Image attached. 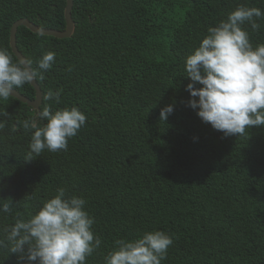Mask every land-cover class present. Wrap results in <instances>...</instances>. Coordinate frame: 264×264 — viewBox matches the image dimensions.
Returning a JSON list of instances; mask_svg holds the SVG:
<instances>
[{"label": "trees", "instance_id": "obj_1", "mask_svg": "<svg viewBox=\"0 0 264 264\" xmlns=\"http://www.w3.org/2000/svg\"><path fill=\"white\" fill-rule=\"evenodd\" d=\"M65 2L0 0V48L17 59L9 45L17 19L63 30ZM240 5L264 11V0H73L68 37L18 26L16 47L33 68L46 52L56 55L35 81L38 108L0 100V203L12 207L0 212V239L65 188L86 200L102 241L86 264H105L115 241L151 231L173 237L161 264H264V126L225 136L202 122L188 106L184 70L208 28ZM255 19L258 30L243 26L254 48L264 44V16ZM50 89H62L59 103L43 100ZM16 90L34 97L30 84ZM46 103L53 112L75 106L86 123L66 150L26 161L34 129L23 121L46 124L36 116ZM0 264L21 261L4 247Z\"/></svg>", "mask_w": 264, "mask_h": 264}, {"label": "clouds", "instance_id": "obj_2", "mask_svg": "<svg viewBox=\"0 0 264 264\" xmlns=\"http://www.w3.org/2000/svg\"><path fill=\"white\" fill-rule=\"evenodd\" d=\"M262 16L260 8L238 6L217 26L208 28L207 35L185 60L184 70L191 81L186 86L192 97L188 106L197 110L202 122L225 136H243L252 126H264V44L254 48L243 27L247 22L258 30L255 18ZM55 55L46 52L33 68L30 60H13L8 49L0 48V100L12 96L13 89L43 80ZM61 93L62 89H50L43 100L59 103ZM173 111L171 104L162 108L160 120L166 121ZM36 116L47 123L40 126L36 119L23 121L25 129H34L26 161L44 150H66L69 139L76 136L87 119L75 106L53 112L51 103H46ZM4 127L5 122L0 120V130ZM85 204L83 197L68 196L65 188H58L56 195L29 219H16L5 229L0 248L7 247L10 253L17 254L21 264L24 260L29 264H86V258L102 241L92 230L95 220L85 210ZM11 211V200L0 203V212ZM172 244L173 237L163 231L145 232L134 240H117L105 264H161Z\"/></svg>", "mask_w": 264, "mask_h": 264}, {"label": "water", "instance_id": "obj_3", "mask_svg": "<svg viewBox=\"0 0 264 264\" xmlns=\"http://www.w3.org/2000/svg\"><path fill=\"white\" fill-rule=\"evenodd\" d=\"M73 0H66L65 7H64V19H65V27L63 30H55V29H48V28H41L33 24L27 19H17L14 21L9 29V45L12 53L14 56L18 59H24V57L20 54L18 51L16 44H15V32L18 26L22 25L28 28L30 31L39 33V34H45V35H52L58 38L68 37L71 35V33L74 30V22L71 19V7H72ZM25 60V59H24ZM26 61V60H25ZM34 89V97L32 99L28 98L27 96H24L23 94L19 93L16 89H13V95L12 97H15L19 101L27 104L28 106L32 108H38V106L41 103V90L38 86V84L33 81L32 84H30Z\"/></svg>", "mask_w": 264, "mask_h": 264}]
</instances>
